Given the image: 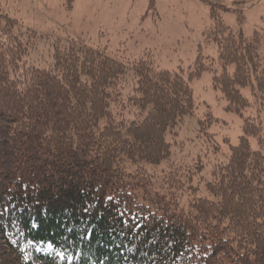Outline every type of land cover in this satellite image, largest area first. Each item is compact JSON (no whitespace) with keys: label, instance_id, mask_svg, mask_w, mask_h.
<instances>
[{"label":"trees","instance_id":"1","mask_svg":"<svg viewBox=\"0 0 264 264\" xmlns=\"http://www.w3.org/2000/svg\"><path fill=\"white\" fill-rule=\"evenodd\" d=\"M212 8L204 35L217 45L220 70L200 56L187 77L160 69L149 53L124 60L61 37L52 38L53 62L41 66L28 42L44 34L15 32L7 18L0 264H264V114L245 115L242 91L257 87L264 98V56ZM206 69L226 109L243 116V133L211 178L190 176L186 191L178 168L163 165L167 136L194 113L189 79ZM158 167L166 178L158 180ZM202 183L210 196L199 194Z\"/></svg>","mask_w":264,"mask_h":264},{"label":"rangeland","instance_id":"2","mask_svg":"<svg viewBox=\"0 0 264 264\" xmlns=\"http://www.w3.org/2000/svg\"><path fill=\"white\" fill-rule=\"evenodd\" d=\"M213 5L233 32L257 40L264 56V0H0V36L7 18L16 20L15 32L44 34L37 38L33 33L31 42L22 40L30 44V60L41 66L53 62L52 38L61 37L124 60L149 53L160 69L182 68L187 77L200 56L204 65L220 70L217 45L204 35L212 22ZM8 41L14 43L12 38ZM214 73L206 69L189 79L195 111L180 123L176 134L167 136L172 155L170 164L163 165L165 170L178 168L186 191L190 176L211 178L212 168L226 160L231 144H237L243 133L244 118L226 109V99L213 85ZM255 88L242 89L251 102L245 115L264 114V98ZM251 140L257 146V139ZM156 169L158 180L166 178L168 174ZM199 194L210 196L204 183ZM180 200L185 201L184 196Z\"/></svg>","mask_w":264,"mask_h":264},{"label":"bare ground","instance_id":"3","mask_svg":"<svg viewBox=\"0 0 264 264\" xmlns=\"http://www.w3.org/2000/svg\"><path fill=\"white\" fill-rule=\"evenodd\" d=\"M23 197V196H22Z\"/></svg>","mask_w":264,"mask_h":264}]
</instances>
